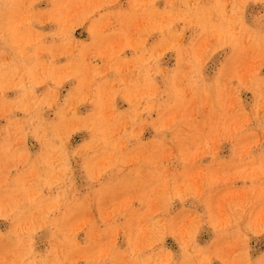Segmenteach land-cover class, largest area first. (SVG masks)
<instances>
[{"label": "rangeland", "instance_id": "rangeland-1", "mask_svg": "<svg viewBox=\"0 0 264 264\" xmlns=\"http://www.w3.org/2000/svg\"><path fill=\"white\" fill-rule=\"evenodd\" d=\"M0 264H264V0H0Z\"/></svg>", "mask_w": 264, "mask_h": 264}]
</instances>
